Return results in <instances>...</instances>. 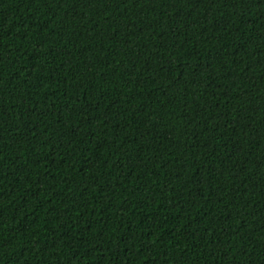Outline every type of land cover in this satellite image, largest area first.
<instances>
[{
  "label": "trees",
  "instance_id": "obj_1",
  "mask_svg": "<svg viewBox=\"0 0 264 264\" xmlns=\"http://www.w3.org/2000/svg\"><path fill=\"white\" fill-rule=\"evenodd\" d=\"M0 264H264V0H0Z\"/></svg>",
  "mask_w": 264,
  "mask_h": 264
}]
</instances>
